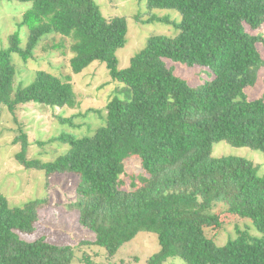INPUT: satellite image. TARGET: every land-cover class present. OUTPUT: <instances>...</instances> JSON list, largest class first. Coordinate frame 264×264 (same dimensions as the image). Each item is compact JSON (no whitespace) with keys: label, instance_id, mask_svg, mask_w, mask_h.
<instances>
[{"label":"trees","instance_id":"1","mask_svg":"<svg viewBox=\"0 0 264 264\" xmlns=\"http://www.w3.org/2000/svg\"><path fill=\"white\" fill-rule=\"evenodd\" d=\"M19 1L31 3L19 22L27 27L25 44L20 46L15 32L9 47L0 49V103L13 117L29 101L75 104L67 77L44 69L12 93L11 53L27 61L41 44V50L61 47L63 39L43 44L56 35L71 40L72 72L99 61L127 88L124 99L105 105L102 124L93 132L60 136L69 148L52 162L27 159L25 133L14 138L21 145L15 157L25 167L44 169L47 179L56 173L76 177L71 208L94 233L90 243L112 257L136 232L152 230L158 248L142 264H163L174 255L185 264H264V173L245 157L211 155L212 144L221 141L264 154V99L238 97L258 78L257 36L247 27L264 23V0H146L148 6L178 11L177 33L150 35L125 68L118 67L115 55L126 42L124 17L104 16L94 0ZM163 58L206 65L211 75L189 84ZM131 157L141 170L125 187L121 175ZM45 203L35 199L9 206L0 195V264L74 259V246L19 236L32 233ZM240 218L249 219L257 234L244 224L216 244L212 234Z\"/></svg>","mask_w":264,"mask_h":264},{"label":"rangeland","instance_id":"2","mask_svg":"<svg viewBox=\"0 0 264 264\" xmlns=\"http://www.w3.org/2000/svg\"><path fill=\"white\" fill-rule=\"evenodd\" d=\"M94 1L104 16H120L126 20V42L115 51L119 68L127 67L129 58L144 47L150 35L171 36L177 33L180 16L175 9L148 6L146 0ZM30 5L28 1L0 0V49L9 47L8 38L15 32L20 38V46H24L27 27L19 25V22L23 11ZM247 29L257 36L256 49L260 63L257 66V80L244 86L238 97L264 99V23L255 29ZM62 39V46L56 49L47 47L41 50V44L35 56L27 61H23L17 53H11L14 66L12 93L18 86L29 84L38 69H44L67 77L74 91L75 104L58 107L29 101L20 105L13 117L0 103V195L9 206H21L35 199L45 201V205L38 210L32 233L18 234L28 241L42 237L53 244L74 246L75 256L70 264H142L158 248L154 231L136 232L119 246L112 257H107L103 246L90 243L94 240V233L79 223L78 210L71 208V203L76 200V177L71 173H56L47 179L44 169L25 167L15 157L21 145L14 138L24 132L28 141L27 159L54 161L69 148L68 141L60 139V136L72 134L81 137L93 132L102 124L105 105L113 98L124 99L127 96L123 82L113 79L102 62L92 61L80 72H72L68 63L71 52L69 38L56 35L44 40L43 44H55ZM163 61L176 76L192 85L200 84L211 75L206 65L189 67L181 60L163 58ZM211 155L245 157L257 167L259 173H264V154L258 150L235 147L221 141L212 144ZM140 170L136 157L126 160L121 175L125 187L134 177L132 175ZM244 224L248 225L250 234H257L249 219H233L212 234L214 242L223 244L234 235L237 227L242 229ZM163 264L185 262L174 255Z\"/></svg>","mask_w":264,"mask_h":264}]
</instances>
